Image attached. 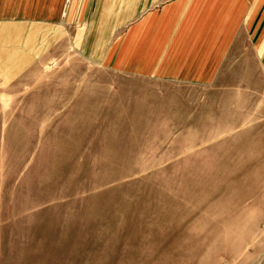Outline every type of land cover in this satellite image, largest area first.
<instances>
[{
	"label": "rangeland",
	"instance_id": "1",
	"mask_svg": "<svg viewBox=\"0 0 264 264\" xmlns=\"http://www.w3.org/2000/svg\"><path fill=\"white\" fill-rule=\"evenodd\" d=\"M38 1L0 0V18H37ZM253 7L252 38L206 85L106 71L63 3L44 7L66 11L45 38H0V264H264Z\"/></svg>",
	"mask_w": 264,
	"mask_h": 264
},
{
	"label": "crops",
	"instance_id": "2",
	"mask_svg": "<svg viewBox=\"0 0 264 264\" xmlns=\"http://www.w3.org/2000/svg\"><path fill=\"white\" fill-rule=\"evenodd\" d=\"M61 3L69 7L71 23H86L82 37L91 39L102 68L140 80L195 85L220 81L222 63L240 32L244 29L252 38L254 4L261 7L264 37V0H39L37 18H0L21 23L6 24L0 38H29V29L35 28L36 36L45 38L46 29L62 27L66 11L44 7ZM228 98L229 104L235 102L229 111H236V101L242 99ZM220 100L212 96V107H220L215 104Z\"/></svg>",
	"mask_w": 264,
	"mask_h": 264
}]
</instances>
